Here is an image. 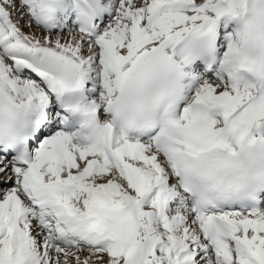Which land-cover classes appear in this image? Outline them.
<instances>
[{"label": "snow or ice", "instance_id": "obj_1", "mask_svg": "<svg viewBox=\"0 0 264 264\" xmlns=\"http://www.w3.org/2000/svg\"><path fill=\"white\" fill-rule=\"evenodd\" d=\"M0 264H264V0H0Z\"/></svg>", "mask_w": 264, "mask_h": 264}]
</instances>
